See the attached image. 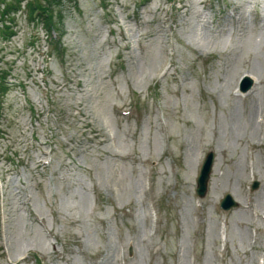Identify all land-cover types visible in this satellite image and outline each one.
<instances>
[{"label":"rangeland","instance_id":"1","mask_svg":"<svg viewBox=\"0 0 264 264\" xmlns=\"http://www.w3.org/2000/svg\"><path fill=\"white\" fill-rule=\"evenodd\" d=\"M57 9L0 21V264H264V0Z\"/></svg>","mask_w":264,"mask_h":264},{"label":"trees","instance_id":"2","mask_svg":"<svg viewBox=\"0 0 264 264\" xmlns=\"http://www.w3.org/2000/svg\"><path fill=\"white\" fill-rule=\"evenodd\" d=\"M63 0H0V21H9L13 23V17L16 13L22 10V4L25 3V12L29 21L42 25L44 33L49 40L48 45L50 49H62L61 38L63 37V30H61L60 23L62 20L61 13L58 11L59 5ZM5 19V20H4ZM0 35L3 39L12 38L15 33L12 28L3 24L0 28ZM4 73H0V105L8 90L5 86ZM2 132L0 130V136Z\"/></svg>","mask_w":264,"mask_h":264},{"label":"water","instance_id":"3","mask_svg":"<svg viewBox=\"0 0 264 264\" xmlns=\"http://www.w3.org/2000/svg\"><path fill=\"white\" fill-rule=\"evenodd\" d=\"M253 84V80L248 76H243L240 80L239 91L242 94H246ZM215 155L210 152L204 159L197 181H196V194L200 199L205 198L208 192L209 182L213 170ZM259 187L258 182H254L252 185V191L257 190ZM221 209L228 212L234 208H238L239 204L231 195H226L221 201Z\"/></svg>","mask_w":264,"mask_h":264}]
</instances>
